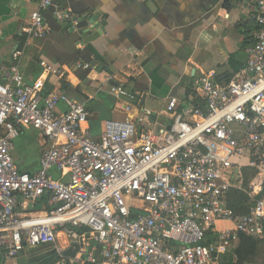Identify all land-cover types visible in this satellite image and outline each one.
<instances>
[{"label":"built area","instance_id":"2783aa9c","mask_svg":"<svg viewBox=\"0 0 264 264\" xmlns=\"http://www.w3.org/2000/svg\"><path fill=\"white\" fill-rule=\"evenodd\" d=\"M247 1L257 27L242 71L228 81L200 76L196 103L174 97L160 114L136 104L140 92L113 86L126 116L104 121L98 136L85 102L62 86L45 94L60 68L42 60L28 82L23 48L0 64V264L47 245L57 264H218L225 253L238 261L242 234L264 238V0ZM51 9L80 23L55 0H39L27 39L47 37ZM31 128L46 143L36 173L13 155L14 139ZM234 191L247 196L246 211L231 207ZM224 221L232 226L219 229ZM73 243L76 255L65 256Z\"/></svg>","mask_w":264,"mask_h":264},{"label":"crops","instance_id":"0c3cea01","mask_svg":"<svg viewBox=\"0 0 264 264\" xmlns=\"http://www.w3.org/2000/svg\"><path fill=\"white\" fill-rule=\"evenodd\" d=\"M55 2L69 8L86 25L59 21L51 9L45 13L50 27L47 37L29 40L23 29L39 0H0V64L12 63L13 52L23 48L19 64L28 82L41 76L42 60L60 68L64 74L50 75L45 93L59 88L60 81L66 82L67 93L86 103L90 112L86 126L96 136L104 121L126 116L120 108L122 101L111 93L113 86L140 92L136 104L159 114L174 97L183 106L191 105L197 78L213 74L217 80L228 81L243 70L245 48L255 33L247 0ZM248 27L253 29L250 36L245 33ZM85 64L89 67H82ZM160 121H166L164 114ZM45 148L41 135L40 158ZM13 155L21 171L39 170L40 161L36 169L27 167L20 155ZM231 226L224 221L218 228Z\"/></svg>","mask_w":264,"mask_h":264},{"label":"trees","instance_id":"16d2710c","mask_svg":"<svg viewBox=\"0 0 264 264\" xmlns=\"http://www.w3.org/2000/svg\"><path fill=\"white\" fill-rule=\"evenodd\" d=\"M253 27L255 29L257 27L255 22H254ZM248 28L250 31L249 30L245 31V33L248 36H250L249 33H251V30L253 29H250L252 27H248ZM253 41L254 39H252L250 44H252ZM230 78L231 77L227 79H230ZM60 82H61L62 88L66 90L68 87V84H66V82L64 81H60ZM194 103H196V101H194ZM230 196H231L230 205L232 208L238 209L241 211H246L244 206H242L243 202L246 201L247 199V196L244 193L234 191L231 193ZM46 200H47V197L44 196L37 204H35V208L40 209L42 206H45ZM32 251L38 253L35 255L34 260L32 259V261H29V262H32L33 264H57L62 259L61 256L57 253L56 247L54 245L43 246V247H40ZM236 252L238 255L237 262H234L233 254L225 253L220 257L218 264H248V263H253V262L255 264H264V238L254 239L247 234H242L241 243L239 247L237 248ZM21 255L22 254H20V256ZM88 264H91V263H88ZM124 264H132V263H124Z\"/></svg>","mask_w":264,"mask_h":264},{"label":"rangeland","instance_id":"374dc122","mask_svg":"<svg viewBox=\"0 0 264 264\" xmlns=\"http://www.w3.org/2000/svg\"><path fill=\"white\" fill-rule=\"evenodd\" d=\"M14 152L15 155H20L21 158L25 161L26 166L34 165L38 169V163L40 161V150H41V135L39 131L31 128L25 129L18 137L14 139ZM225 224V223H224ZM35 252L26 251L22 257L19 255L15 259L16 264H23L27 261L32 260ZM32 264V262L30 263Z\"/></svg>","mask_w":264,"mask_h":264},{"label":"water","instance_id":"95a60500","mask_svg":"<svg viewBox=\"0 0 264 264\" xmlns=\"http://www.w3.org/2000/svg\"><path fill=\"white\" fill-rule=\"evenodd\" d=\"M81 23H82V22H81ZM81 23L78 24L79 27H82V26L84 27V26L86 25V22L83 23V24H81ZM104 23H105V22H103V24H104ZM73 247H76V249H73ZM78 249H79V245H78L77 243H73V244H72V247L66 249V250L63 252V254H64L65 256H67V257H74V256L76 255ZM3 264H4V262H3Z\"/></svg>","mask_w":264,"mask_h":264}]
</instances>
